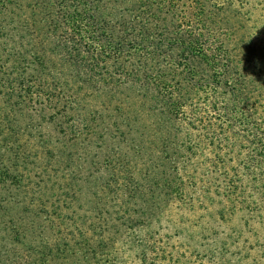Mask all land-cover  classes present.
<instances>
[{
  "label": "rangeland",
  "instance_id": "1",
  "mask_svg": "<svg viewBox=\"0 0 264 264\" xmlns=\"http://www.w3.org/2000/svg\"><path fill=\"white\" fill-rule=\"evenodd\" d=\"M38 12L0 10V264H140L143 242H157L161 225L184 230L170 246L190 255L207 220L164 185L176 151L163 139L175 140L177 123L153 108L145 73L156 66L129 61L139 68L130 79L90 72L53 53L69 37L52 31L53 14ZM23 47L46 60L42 71L29 57L26 73L53 92L45 107L4 87L25 74L15 58Z\"/></svg>",
  "mask_w": 264,
  "mask_h": 264
},
{
  "label": "trees",
  "instance_id": "2",
  "mask_svg": "<svg viewBox=\"0 0 264 264\" xmlns=\"http://www.w3.org/2000/svg\"><path fill=\"white\" fill-rule=\"evenodd\" d=\"M254 2L0 0V10L53 14L52 31L69 37L53 53L65 51L90 72L130 79L139 68L129 61L156 66L145 73L153 108L177 123L175 140L163 139L176 151L167 154L176 174L164 185L207 226L192 236L190 255L170 246L187 236L182 228L159 226L158 241L143 242L140 264H264V12L257 15ZM29 57L45 71V58L23 47L15 58L25 74L4 87L45 107L53 92L26 74ZM112 61L120 62L106 73Z\"/></svg>",
  "mask_w": 264,
  "mask_h": 264
}]
</instances>
